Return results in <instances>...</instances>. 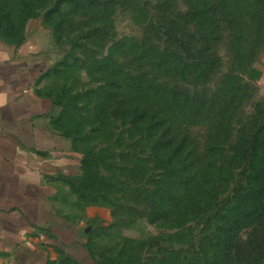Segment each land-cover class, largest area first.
<instances>
[{"label":"rangeland","instance_id":"rangeland-1","mask_svg":"<svg viewBox=\"0 0 264 264\" xmlns=\"http://www.w3.org/2000/svg\"><path fill=\"white\" fill-rule=\"evenodd\" d=\"M32 36L62 162L37 264H206L264 169V0H0V43Z\"/></svg>","mask_w":264,"mask_h":264},{"label":"crops","instance_id":"crops-1","mask_svg":"<svg viewBox=\"0 0 264 264\" xmlns=\"http://www.w3.org/2000/svg\"><path fill=\"white\" fill-rule=\"evenodd\" d=\"M46 40L0 43V264H37L39 232L61 186L51 101L38 82L52 64Z\"/></svg>","mask_w":264,"mask_h":264},{"label":"trees","instance_id":"trees-1","mask_svg":"<svg viewBox=\"0 0 264 264\" xmlns=\"http://www.w3.org/2000/svg\"><path fill=\"white\" fill-rule=\"evenodd\" d=\"M145 90L149 99L160 101L163 96L162 86L151 80L146 81ZM252 183L254 192L245 199L247 207L231 208L214 234L212 256L206 264H261L264 260V169L254 174Z\"/></svg>","mask_w":264,"mask_h":264}]
</instances>
